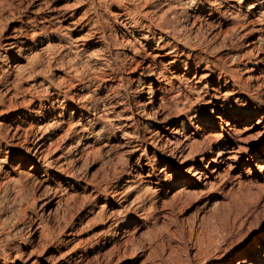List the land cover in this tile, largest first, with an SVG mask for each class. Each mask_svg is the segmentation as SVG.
<instances>
[{
    "label": "rangeland",
    "instance_id": "rangeland-1",
    "mask_svg": "<svg viewBox=\"0 0 264 264\" xmlns=\"http://www.w3.org/2000/svg\"><path fill=\"white\" fill-rule=\"evenodd\" d=\"M191 1L0 0V55H6L0 58V264H205L193 256L207 238L217 241L230 205L264 203V65L258 62L264 47L253 45L250 33L240 37L264 25L252 13L257 8L249 10L254 0ZM170 9L179 12L184 31L215 38L213 53L195 52L207 60L184 55L172 68L171 57H163L169 49H154L174 41L156 29ZM245 20L251 22L239 25ZM219 31H230L231 39L223 41ZM16 40L22 48L5 52L4 44ZM151 54L169 70L164 83L133 63ZM221 71L229 85L221 80L220 94L241 91L228 102L258 109L242 121L218 111L224 99L213 96ZM197 110L217 126L194 119L184 130L181 121ZM222 128L235 136L234 151L207 153L198 164L203 175L191 179L196 186H175L173 176L169 185L156 183L160 162L174 157L172 136L185 145L174 167L190 176L194 154L185 135L214 144ZM250 221L246 231L264 228V212ZM253 240L256 248L260 241Z\"/></svg>",
    "mask_w": 264,
    "mask_h": 264
},
{
    "label": "bare ground",
    "instance_id": "bare-ground-1",
    "mask_svg": "<svg viewBox=\"0 0 264 264\" xmlns=\"http://www.w3.org/2000/svg\"><path fill=\"white\" fill-rule=\"evenodd\" d=\"M236 1H241V0H236ZM193 3H194V1L192 0L188 4H190L192 6ZM252 5L253 6H250L251 8H249V10L257 8L256 10H253L252 13L255 14V12L257 11L259 14L258 19L261 21V24L264 25V0H262V1L254 0ZM202 7H204L203 4H202ZM54 18H55V20L60 21L59 18H57V17H54ZM248 22L250 23L251 20L250 21L245 20L244 22L239 21L238 23H239V25L241 24V26H243V25L245 26V24H247ZM140 23L144 24L142 22H140ZM61 25H60V27H61ZM184 26L185 25L182 24V20L179 16V12L176 10H173V9H170L167 12L163 13L159 17V23L156 25V29H158L159 31H161L163 33H166L167 35H171L172 39L174 40V41L167 40L166 42H163V43L158 42L157 46L154 48L158 51H163V50L169 49L168 52L163 55V57H165V56L171 57L169 64L171 65L172 68L177 67L176 65L178 63H180V64L182 63L181 57H183L184 55L201 58L202 56L201 57L197 56V54L195 53L196 51L203 50L205 52L208 51L209 53H213L215 51V49H217V42L215 41V38H213V39L212 38H205L204 35L202 36L200 33L194 34L192 36L186 30H185L186 32L183 30ZM146 27L151 32V29H150L151 26L149 25ZM41 29H43V28H41ZM156 29H155V33L157 32ZM43 31L45 32L46 30H43ZM181 31H184V32L180 35L179 33H181ZM247 33L252 34L251 39L253 40V42H252L253 45H255L257 48H261V47L263 48L264 47V28H261V30H259V32H257V35H255L256 32L253 29H248L247 32H245V30H244V32L240 33V37L242 38ZM34 35H35V31H33L31 33V36H30L32 38L33 42H35V36ZM220 35L223 36V41H226L228 39H231L232 33H230V31H226V32L219 31V32H217V36H220ZM179 37H181V40L184 42V47L188 48V50L191 52L188 53V52H186L185 48L179 46V44L177 43L178 41L176 40ZM19 41L20 40H16V41L8 42V43L4 44V46H6L5 52H7V53L12 52L14 47H18V49L20 50L22 47L18 44V43H21ZM0 46H3V43L0 42ZM144 55H146V54H144ZM4 57H6V55H3V53H2L0 55V58H4ZM145 57H147V56H145ZM151 57L152 58L150 60H148V62L137 61V59H134L133 63L136 64V67H138L141 64L142 65L144 64L145 65L144 69L147 72L148 76L157 75L158 81L160 83H164V80L167 77V72L169 70H168V68L163 69L159 66L158 60L155 57V55L151 54ZM201 59L207 60L208 58L206 56H204ZM202 60H198L196 62L197 63L196 68L199 67V63ZM258 62H260L264 65V57L259 58ZM187 65L188 64L185 62V69H188L186 67ZM2 69H4V68H2ZM2 74H5V73H2ZM228 76H229V74L228 73L226 74L225 71H223V72L221 71L219 73L218 84H217L218 88H216V91L218 93L216 92L213 97H214V100H217L219 97H222L224 99L223 100L224 101V107L221 108L220 110H218V111H221L224 116L228 117L229 115L233 114V119H232L233 122L242 121L246 118L244 116H248L253 111H256L258 109H256L255 107L251 108V106L248 104V102H243V104H241V105H236V103L234 105H231L228 102L227 97L230 93H231L230 95H236V96L239 95L240 96V95H243V94H241L242 93L241 91L233 90L232 92H229V94H227L228 92L224 91L223 94H220L221 92H219L220 91L219 88H221V80L224 82V86L228 87V85H229V80L227 78ZM0 77H1V75H0ZM206 77H208V76H206ZM234 82L235 83L232 85L237 84L235 79H234ZM7 83L8 82L6 80L5 84H7ZM5 84H3V85L5 86ZM205 86H207V84ZM236 86L240 87L239 84ZM158 89L162 93L166 92V87H164L163 84H161V86ZM148 90L152 93L155 91V90H153L151 82H149V84H148ZM246 90L248 91L247 88H246ZM179 94H175V95L176 96L178 95V97H179ZM60 96H61V94L58 93L57 97H60ZM176 96H175V98H176ZM164 98H165V96H164ZM185 99L187 100V97L184 98V100L183 99L180 100L181 103L183 102L182 104H184L186 102ZM57 100H60V98ZM177 100H179V99H177ZM178 102L175 103L177 107H179ZM217 118L221 119V117L218 115H217ZM194 119H195V121H200L204 125V127L215 128L217 126L215 117H213V116L210 118L201 117L199 110H197L196 113H193L188 118V120L181 121L180 126L184 130H186V125L192 124ZM225 123L227 125L230 124L229 118L225 120ZM8 125H9L8 123H7V125L5 124V126H7V127H8ZM222 130L224 131V136L219 140V142H215L214 144H213L212 140L197 141L195 139L192 140V138L187 136V134L185 135V137L188 141L186 143V145L187 146L189 145V147L192 150L191 151L192 154H194L192 164L189 167V170L193 171V173L190 176L183 175L182 168L180 166L175 168L176 164L174 161L176 158L182 157L184 144L181 145L182 143L180 144V142H179L180 140L178 138H175L176 136H172V137H174V140L170 138V145H172V147L170 148V151L174 157L172 159H169L167 162H164V161L160 162L161 163V169L160 170L162 171L163 176H162V180L156 181V183L161 184V185L163 183L164 184L166 183L165 185H167L169 182H171V180H172L171 177L173 176V177H176V180L173 181V185H175V186L179 184V181H181V182L183 181V183L182 184L180 183V184L186 185V188L189 186H191V187L196 186L197 182H195L191 179H193V177H195V175H198V174H200V176L203 175L202 171H199V169H198V164H199V162H200V164H202L203 161H205L207 153L208 154L209 153H216L217 156H221V155H223V153H225L227 151H230V152L234 151V150H229V145L235 136H233L230 131H226L223 128H222ZM125 133H127V132L125 131L124 134ZM216 136H218V135H216ZM219 136H220V134H219ZM3 138H6V136H4ZM81 138L82 137H80L78 139V143H80ZM215 139L217 141V138H215ZM143 140H140V141H143ZM166 143L168 144L169 142H166ZM167 144H166V146H167ZM136 146L137 145H135L133 147V149H135ZM213 148H215L216 151H213ZM199 151H201L202 153ZM258 153H259V151L256 150L255 155L261 159V156H259ZM184 158L186 159V157H184ZM262 160H263V162L261 163V166L264 168V157H262ZM0 162H1V160H0ZM156 164L157 163L152 162V161L149 163V165L153 169H157ZM31 169L36 170V166L33 165ZM206 169H207V167H206ZM173 170L177 171L176 174L171 173ZM211 171L214 172V171H216V169H213V170L211 169ZM26 176H29V174L26 173ZM168 176H170L169 179L167 178ZM200 176H199V178H200ZM205 183H204V185H205ZM129 186H127V187H129ZM179 196L181 197V194ZM176 197H177V195H176ZM179 199H182V198H179ZM103 206L104 205H102L101 207L103 208ZM230 209L233 211L232 216L229 217L227 219L226 223H224L222 225L221 229L219 230L220 236L217 239V241H214L211 237L207 238V241L205 243H203L199 247V249H197L196 253L193 256L194 259L198 260L199 263L204 262L205 264H211L212 259H219V261L224 262V264H232L234 259H237V261H236V263L238 262L237 264H264V256L262 258H260L261 250L264 248V246L262 245L263 240H264V228H263V226H259V225L257 226L256 225L255 227L254 226L251 227L248 231L245 230L247 224L251 223L250 220L253 216H258V214L261 211L264 212V203L262 205H260L259 202H255L249 206H242V205L239 206L235 203V205H233V204L230 205ZM254 236H256V241H260V243L256 246V248L252 247V244L254 241L253 240ZM247 242H249L248 247L246 246ZM227 256H231V258L229 260L225 261V257H227ZM247 256L250 257L249 262L247 261L248 260ZM173 264H183V261L181 259H178V260L175 259L173 261Z\"/></svg>",
    "mask_w": 264,
    "mask_h": 264
}]
</instances>
